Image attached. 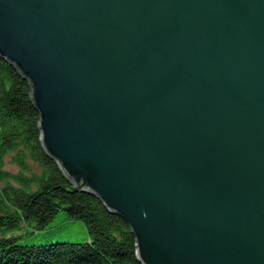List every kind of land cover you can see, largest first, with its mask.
<instances>
[{"label": "water", "instance_id": "water-1", "mask_svg": "<svg viewBox=\"0 0 264 264\" xmlns=\"http://www.w3.org/2000/svg\"><path fill=\"white\" fill-rule=\"evenodd\" d=\"M0 55L143 264H264V0H0Z\"/></svg>", "mask_w": 264, "mask_h": 264}, {"label": "trees", "instance_id": "trees-1", "mask_svg": "<svg viewBox=\"0 0 264 264\" xmlns=\"http://www.w3.org/2000/svg\"><path fill=\"white\" fill-rule=\"evenodd\" d=\"M39 121L29 80L0 55V264H143L129 223L76 187L44 148ZM10 153L19 172L4 168ZM77 226L87 236L67 237Z\"/></svg>", "mask_w": 264, "mask_h": 264}, {"label": "rangeland", "instance_id": "rangeland-1", "mask_svg": "<svg viewBox=\"0 0 264 264\" xmlns=\"http://www.w3.org/2000/svg\"><path fill=\"white\" fill-rule=\"evenodd\" d=\"M4 168L8 169L10 171L13 172H19L20 167L13 161V155L12 153H10L9 155L6 156L5 158V163H4ZM67 237H69L70 239H83L87 236V231L85 228H82L80 226H77L76 232L74 234H72L71 236H69L68 234H66ZM28 242H36L39 243L43 240L42 237H29Z\"/></svg>", "mask_w": 264, "mask_h": 264}]
</instances>
